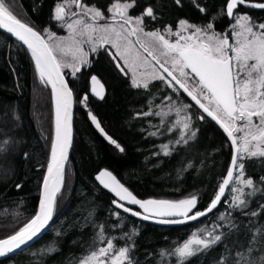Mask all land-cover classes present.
<instances>
[{
    "label": "trees",
    "instance_id": "16d2710c",
    "mask_svg": "<svg viewBox=\"0 0 264 264\" xmlns=\"http://www.w3.org/2000/svg\"><path fill=\"white\" fill-rule=\"evenodd\" d=\"M62 2L5 0L19 20L45 38L48 30L64 33L54 19L55 7ZM82 2L107 15L115 2L132 0ZM196 2L204 12L192 0H181L179 5L175 0H135L128 13L139 16L152 7L155 18L144 17L146 30L175 28L180 20L211 23L218 32L230 28L233 18L222 11L227 0ZM236 12L246 14L253 24H264V10L239 6ZM93 75L104 86L102 99L91 92ZM66 76L75 96L74 145L52 225L34 243L4 257L0 264H80L105 246L107 239L116 248L130 249L131 264H179L171 255L174 248L194 233L203 237L209 231L220 235V241L184 264H236L238 260L244 264L237 253L251 260L264 257V157L240 158L244 179L253 181V186L243 188L241 199L246 206H232L229 187L208 217L178 226L139 220L114 206L113 195L95 181L100 169L112 171L139 198L180 201L197 197V207L202 210L214 199L226 175L232 155L229 140L166 82L154 79L147 89L132 86L104 50L91 54L88 66L75 76ZM89 112L98 118L103 132L121 145L122 152L94 126ZM186 115L191 117L190 129L177 123ZM201 115L205 118L199 119ZM191 131L196 132L195 137ZM54 132L51 86L39 79L31 53L0 30V239L14 234L35 216ZM182 135L187 143L181 140ZM101 227L104 243L99 239Z\"/></svg>",
    "mask_w": 264,
    "mask_h": 264
},
{
    "label": "snow or ice",
    "instance_id": "6c2138e0",
    "mask_svg": "<svg viewBox=\"0 0 264 264\" xmlns=\"http://www.w3.org/2000/svg\"><path fill=\"white\" fill-rule=\"evenodd\" d=\"M69 3L81 10V13H71L73 17L80 16L71 22L65 21ZM134 3L135 0H132V3H114L109 9L113 22L99 24V20L105 19L99 9L85 5L81 0H64L63 3L56 5L54 19L66 22L71 37L68 42H65L63 38L55 37L50 32L45 39L33 27L22 23L10 10L5 0H0V28L13 34L31 51L39 79L51 85L55 99V138L51 143V158L47 165V174L43 179V199L35 216L14 234L0 239V257L21 249L52 220L57 194L64 184L65 164L71 146L72 93L64 79L62 69L71 68L72 74L75 75L80 70V66L88 62L87 53L84 52L81 41L75 39L77 35L86 37L84 42L90 45L92 52L105 45L115 49V52L106 50H109L112 59L117 61L121 72L128 75L130 70L132 86L147 89L151 80L158 79L166 82L176 91L182 89L202 109L203 113L207 114V117L223 128L227 136L231 138L232 144L236 146V155L231 159V167L227 170L225 178L218 187V192L206 211L193 212L197 205L196 197L175 202L140 200L120 184L111 172H100L97 179L104 187L110 188L120 201L138 205L143 213L149 214L143 215L145 220L150 219L151 215L183 217V220L160 221L161 223H183L187 220H197L215 209L230 184L253 186L252 179H243L244 164L240 162V158L245 155L264 157V24H260L259 31H255L256 26L252 24L249 17L237 16V22L232 26L234 42L230 43L229 34L216 33L211 23L205 28H200L181 20L179 31L173 32L171 28L166 29L167 34L177 37L173 42L159 31L144 32L142 26L144 17L155 18L153 8L147 7L141 16L132 17L128 15V9L133 7ZM175 3L179 5L181 0H175ZM192 3L201 12L205 11L196 0H192ZM241 5L264 9V2L251 4L249 0H227L222 11L227 16L233 17L234 9ZM189 29H192L190 33ZM97 33L99 35H94ZM120 60L127 66L126 68L120 66ZM142 68L145 70L140 71ZM190 80H195V85H190ZM92 83L93 93L102 99L103 86L100 85V90L97 89L96 85H99V81L95 76L92 77ZM83 100L86 101L87 97H83ZM176 111L179 113L181 109L178 108ZM204 118L203 115L199 117V119ZM91 119L103 132L96 117L92 116ZM177 123H182L184 129H190L191 117L186 115ZM237 133L242 135L237 136ZM190 135L195 137L196 132L191 131ZM108 139L121 152L124 150L111 137ZM181 140L187 143L183 135ZM4 143L7 144V141ZM164 147L166 149L167 145ZM234 171L237 172L235 177ZM106 177L110 178L111 183L105 180ZM232 191L236 193L232 197V206H246L245 201L241 199L243 188L235 187ZM117 206L134 216H141L140 212H135L124 204L118 203ZM189 213L192 214L189 215ZM221 219L224 217L221 216ZM99 239L102 243L105 242L102 227ZM220 239L221 236L213 235L212 231L203 237L199 233H194L190 239L175 247L171 255L178 258L179 264H184V261L208 249ZM129 250L128 247L116 248L113 241L107 239L106 246L91 252L81 264H131ZM237 256L243 259L244 264H264V257L251 260L244 258L243 253H237ZM236 264H241V261H236Z\"/></svg>",
    "mask_w": 264,
    "mask_h": 264
},
{
    "label": "water",
    "instance_id": "95a60500",
    "mask_svg": "<svg viewBox=\"0 0 264 264\" xmlns=\"http://www.w3.org/2000/svg\"><path fill=\"white\" fill-rule=\"evenodd\" d=\"M261 2H264V1H253V0H249V3H251V4H255V3H261ZM241 6H243V7H247V8H249L250 6H248V5H241ZM238 8H239V6H238ZM237 8V9H238ZM237 9H234V14H235V12H236V10ZM250 9H255V10H264V9H260V8H255V7H250ZM229 17V16H228ZM230 19H232L233 17H229ZM21 22L22 23H25V22H23L22 20H21ZM25 24H27V23H25ZM28 25V24H27ZM30 26V25H29ZM31 27V26H30ZM0 30L1 31H3V32H5L7 35H9L10 37H11V39L13 38L15 41H17L19 44H21L22 45V47H25L30 53H31V51L27 48V46L26 45H24L23 44V42L22 41H19L13 34H11V33H8L7 32V30L6 29H3V28H0ZM34 30H36V29H34ZM37 31V30H36ZM46 39V38H45ZM34 59V58H33ZM62 73H63V75H64V79H65V81H66V83H67V85H68V88L71 90V93H72V105H71V146H70V148H69V150H68V159H67V161H66V164H65V171H66V168H67V166H68V163H69V161H70V157H71V154H72V151L71 150H73V145H74V115H75V96H74V93H73V91H72V89H71V86H70V83H69V80H68V78L65 76V73L62 71ZM93 76H95V75H93ZM92 76V77H93ZM92 77H91V92L93 93V91H92V89H93V83H92ZM96 77V76H95ZM97 78V80L99 81V85H96V87H97V89L98 90H100V85H102L103 86V84H102V82L99 80V78L98 77H96ZM51 86V85H50ZM181 93H183L190 101H191V103H193L202 113H203V111H202V109H200L199 108V106L198 105H196L195 104V102L194 101H192L191 100V97H189L188 95H187V93H185L182 89L181 90H179ZM104 92H105V89H104V86H103V88H102V95H104ZM94 94V93H93ZM53 95V94H52ZM95 95V94H94ZM97 96V95H96ZM98 98H100L99 96H97ZM53 103H54V113H55V99H54V96H53ZM206 117H207V114L206 113H203ZM207 118H209L213 123H215L218 127H219V129L226 135V137H227V139L229 140V142H230V145H231V148H232V155H231V159H232V157L234 156V155H236V151H235V148H236V146H234L233 144H232V142H231V138L230 137H228L227 136V133L223 130V128L216 122V121H214V120H212L210 117H207ZM54 138H55V132H54ZM51 158V157H50ZM50 162V161H49ZM229 164V166H228V169L227 170H229V168L231 167V160H230V163H228ZM102 171H108V172H111L112 173V176H114L115 178H116V180L117 181H119V183L120 184H122L125 188H127L134 196H136L127 186H125L120 180H118L119 178L112 172V171H110L109 169H107V168H102V170L100 169L97 173H96V175H95V181H97V183L102 187V189H105L106 191H108L109 193H111L112 195H113V197H114V201H113V204H114V206L115 207H117L119 210H121V211H123L124 212V210H123V208H120V207H118L117 205H118V203H120V204H124V206L125 207H127V208H131L133 211H135V212H140L141 213V216H134V215H132L130 212H125V213H127V214H129V215H131V216H133V217H135V218H137V219H139V220H142V221H146V222H149V223H153V224H157V225H165V226H178V225H184V224H187V223H190V222H193V221H196V220H187V221H184L183 223H161L160 221H162V220H168V219H176V220H183L184 218L183 217H163V216H156V215H151L150 216V219H147V220H145V219H143V215H149V214H146V213H143V210L142 209H140L139 208V206L138 205H132V204H129L127 201H120L119 200V197H117L116 195H115V193L114 192H112L111 191V189L110 188H106V187H104V185L103 184H101L100 183V181L97 179V176L99 175V173L100 172H102ZM234 173H235V171H234ZM47 174V170H46V173H45V175ZM226 176V175H225ZM225 176H224V178H225ZM45 177V176H44ZM44 179V178H43ZM105 180L108 182V183H111V180H110V178H105ZM227 191H228V189L226 190V192H225V195H224V197L221 199V202L224 200V198H225V196H226V193H227ZM138 199H140V200H149V199H152V200H162V199H155V198H145V199H143V198H139L138 196H136ZM197 198V197H196ZM43 199V182H42V185H41V189H40V193H39V199H38V204H37V211H36V214H37V212H38V210H39V205H40V202H41V200ZM187 199V198H186ZM166 200V199H165ZM167 201H170V200H167ZM175 202V201H174ZM221 202L217 205V207L215 208V209H213L211 212H208L205 216H202V217H199L197 220H199V219H202V218H205L206 216L208 217V215H210L211 213H213L218 207H219V205L221 204ZM198 203H199V200H198V198H197V205H196V208L195 209H193V212H196V211H206V209H207V207L210 205H208L206 208H204V209H202V210H199L198 209ZM211 203V202H210ZM54 212H55V210H54ZM35 214V215H36ZM192 213H189V215H191ZM53 219H54V214H53V216H52V220L51 221H49V223H48V225L43 229V230H41V232L36 236V237H34L33 238V240H31V241H29L26 245H23L22 247H21V249H18V250H16L14 253H16V252H18V251H20V250H22V248L24 249V248H26V247H28L29 245H31L32 243H34L41 235H43L46 231H47V229L50 227V225H52L51 223L53 222ZM14 253H9L7 256H9V255H12V254H14ZM7 256H4V257H7ZM4 257H0V260L1 259H3Z\"/></svg>",
    "mask_w": 264,
    "mask_h": 264
},
{
    "label": "rangeland",
    "instance_id": "374dc122",
    "mask_svg": "<svg viewBox=\"0 0 264 264\" xmlns=\"http://www.w3.org/2000/svg\"><path fill=\"white\" fill-rule=\"evenodd\" d=\"M81 2H82V0H81ZM63 3V2H62ZM83 4H85L84 2H82ZM116 3V2H115ZM120 3H129V2H120ZM86 5V4H85ZM113 5V4H112ZM112 5L109 7V9L112 7ZM89 7H91V6H89ZM96 9H98L97 7H95ZM100 10V9H99ZM66 11L68 12V15L66 16V18H65V21H67V22H71L73 19H78V18H80V16L78 15V16H76V17H73L72 15H71V13L72 12H76V13H81V10L80 9H78L75 5H73V4H71V3H69V6H68V8L66 9ZM101 11V10H100ZM109 11V10H108ZM102 12V11H101ZM128 12H129V9H128ZM128 15L129 16H131L130 15V13H128ZM139 16H141V15H139ZM237 16H247L246 14H244V13H242V12H235V14H234V16H233V22H232V24H231V26H230V28L228 29V30H226L225 32H218V31H216V30H214L216 33H218V34H224V33H228L229 34V42L230 43H233L234 42V36H233V34H232V26L234 25V24H236V22H237V20H236V17ZM104 17H105V19H103V20H99L98 21V23L99 24H107V23H112L113 21H112V13L109 11V13H107V15H105L104 14ZM132 17H138V16H132ZM248 17V16H247ZM65 21H59L58 23H59V27H61V28H64V33H62V34H59V33H55V32H52V31H47V36H48V33L50 32V33H52L55 37H59V38H63L64 40H65V42H68L69 41V39H70V37H71V34H70V32H69V30H68V28L66 27V22ZM181 21V20H180ZM184 21H187V20H184ZM89 22H90V20H89ZM188 22V24H190V25H194V26H196V27H200V28H205V26L206 25H198V24H194V23H191V22H189V21H187ZM253 24V23H252ZM260 24H263V23H257V24H253V25H255L256 27L254 28V30L255 31H259V28H258V26L260 25ZM143 29H144V32H153V31H159V32H161V33H163V34H165L166 35V38L167 39H169V40H171V41H175L176 39H177V37H175V36H172V35H169V34H167L166 33V29H168V28H171L172 29V31L173 32H175V31H179L180 30V26H179V23L177 24V26L175 27V28H172V27H165V28H163V29H147L146 30V28H145V23H144V20H143ZM214 29V28H213ZM192 31V29H189V33ZM185 34H188V33H185ZM94 35H99L98 33L97 34H94ZM47 38V37H46ZM75 39H78V40H80L81 41V46L83 47V50H84V52L85 53H87V63L86 64H83V65H81L80 66V70L84 67V66H88V63H89V57H90V55L91 54H93L94 52H92L91 50H90V45L88 44V43H86V42H84L85 40H86V37H82V36H79V35H77L76 37H75ZM106 49H109L111 52H115V49H112L111 48V46L110 45H105L104 47H98L97 48V50L95 51V52H97L98 50H104V51H106L107 53H108V55L110 56V58L112 59V56L110 55V51L109 50H106ZM59 55V54H58ZM66 59H70V58H66ZM113 60V59H112ZM113 62L115 63V66L116 67H118L117 66V61H115V60H113ZM119 63H120V66L121 67H127L126 65H124V63H123V61L122 60H120L119 61ZM118 69L120 70V67H118ZM79 70V71H80ZM145 69H140V71H144ZM62 71L65 73V76H66V74L67 75H70L71 77H73V76H75V75H73L72 74V69L71 68H63L62 69ZM79 71H77L76 73H78ZM120 72H121V70H120ZM75 73V74H76ZM123 75H125L123 72H121ZM125 76H127L129 79H130V81H131V72H130V70L128 71V75H125ZM67 77V76H66ZM154 80V79H153ZM152 81V80H151ZM150 81V82H151ZM189 84L190 85H195V80H190L189 81ZM85 102L86 101H84L83 100V98H82V103H84L85 104ZM41 103V102H40ZM88 116H89V119L92 121V119H91V117L92 116H95L92 112H89L88 113ZM96 117V116H95ZM96 119H97V121H99L98 120V118L96 117ZM254 119H256V118H254ZM92 123L94 124V126L96 127V124L92 121ZM100 123V122H99ZM39 124H40V122H39ZM100 127H101V125H100ZM97 128V127H96ZM99 131H100V129L99 128H97ZM101 132V131H100ZM104 136H105V139H107L110 143H111V141L108 139V137H111V136H109V135H105V133L104 132H101ZM237 136H241L242 135V133H237L236 134ZM111 139L112 140H114L112 137H111ZM116 141V140H115ZM239 143V142H238ZM116 144H119L117 141H116ZM112 145H114L115 147H116V145L115 144H113L112 143ZM120 147H121V145H120ZM117 148V147H116ZM122 148V147H121ZM118 149V148H117ZM119 150V149H118ZM246 156V155H245ZM237 175V172L235 171V173H234V177ZM243 179H244V176H243ZM229 187H231L230 188V191H231V194H229L230 195V199L232 200V197L234 196V195H236V193L234 192V191H232V189L233 188H235V187H241V188H244L245 186L244 185H242V184H236V183H233V184H230V186ZM162 200H165V199H162ZM232 203H233V200H232ZM191 238V237H190ZM190 238H188V239H190ZM210 239V238H209ZM105 246H106V244H105ZM104 247V246H103ZM81 264V263H80Z\"/></svg>",
    "mask_w": 264,
    "mask_h": 264
},
{
    "label": "flooded vegetation",
    "instance_id": "af4514ba",
    "mask_svg": "<svg viewBox=\"0 0 264 264\" xmlns=\"http://www.w3.org/2000/svg\"><path fill=\"white\" fill-rule=\"evenodd\" d=\"M100 80V79H99ZM101 81V80H100ZM102 82V81H101Z\"/></svg>",
    "mask_w": 264,
    "mask_h": 264
}]
</instances>
